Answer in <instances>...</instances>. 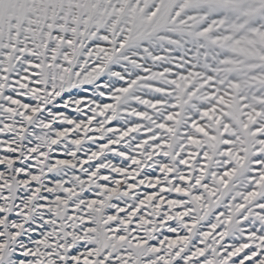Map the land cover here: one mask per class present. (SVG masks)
I'll use <instances>...</instances> for the list:
<instances>
[{
    "label": "snow or ice",
    "instance_id": "6c2138e0",
    "mask_svg": "<svg viewBox=\"0 0 264 264\" xmlns=\"http://www.w3.org/2000/svg\"><path fill=\"white\" fill-rule=\"evenodd\" d=\"M0 264H264V0H0Z\"/></svg>",
    "mask_w": 264,
    "mask_h": 264
}]
</instances>
